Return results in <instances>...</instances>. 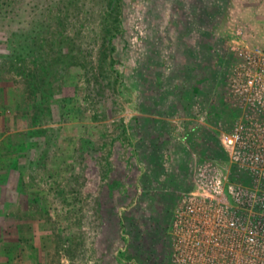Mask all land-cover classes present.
Instances as JSON below:
<instances>
[{"label":"rangeland","instance_id":"rangeland-1","mask_svg":"<svg viewBox=\"0 0 264 264\" xmlns=\"http://www.w3.org/2000/svg\"><path fill=\"white\" fill-rule=\"evenodd\" d=\"M120 20L111 71L77 68L76 85L64 84L75 105L44 125L45 138L27 137L32 146L22 133L35 127L13 116L25 80L0 37V264H175L174 210L198 172L258 180L220 138L264 135L253 126L264 121L257 97L236 89L257 68L247 58L264 57V0H123ZM18 182L41 198L44 217L30 221L35 207ZM130 202L146 227L128 241L118 219ZM17 234L34 236L7 263L2 247Z\"/></svg>","mask_w":264,"mask_h":264},{"label":"trees","instance_id":"trees-1","mask_svg":"<svg viewBox=\"0 0 264 264\" xmlns=\"http://www.w3.org/2000/svg\"><path fill=\"white\" fill-rule=\"evenodd\" d=\"M122 9L123 0H0V37L7 45L13 46L15 61L19 63V72L25 80L23 96L13 116L21 121V125L35 127L21 132L26 143L31 146L35 144L27 137L42 138L41 135L49 128L44 125L63 121L67 108L75 105L76 97L65 94L64 84L70 82L76 85L80 74H77V68L83 70V75L95 74L96 70L99 73L111 71L115 62L114 39L121 32ZM88 26L92 30L99 27V32L90 33ZM88 38L96 42L95 60L87 50L91 42L86 41ZM2 86L0 83V94ZM77 107L81 109L78 104ZM4 117L3 113V122L6 120ZM20 183L23 185L22 180ZM20 183L17 188L35 207V212L27 215L30 221L34 217H44L46 207L41 198L32 192L25 193ZM132 208L129 207L125 215L118 219L126 229L128 237L125 239L128 241L145 233V221L140 222L131 214ZM9 213L14 217L12 212ZM28 225L31 227L32 224ZM16 229L18 232L23 230L20 224L16 225ZM33 236L28 240V237L17 234L16 241L5 242L2 250L6 262L11 263L13 250L21 247V242L31 241ZM37 262L48 264L44 258Z\"/></svg>","mask_w":264,"mask_h":264},{"label":"built area","instance_id":"built-area-1","mask_svg":"<svg viewBox=\"0 0 264 264\" xmlns=\"http://www.w3.org/2000/svg\"><path fill=\"white\" fill-rule=\"evenodd\" d=\"M247 60L257 68L236 89L256 96L264 115V57ZM253 126L264 129V121ZM220 140L230 159L255 164L251 170L258 180L245 184L215 169L198 172L174 210L175 264H264V135L245 140L236 129Z\"/></svg>","mask_w":264,"mask_h":264}]
</instances>
